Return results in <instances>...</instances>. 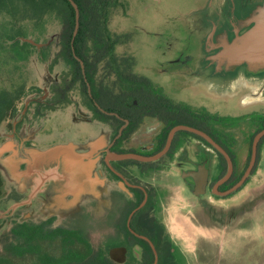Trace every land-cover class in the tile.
Returning <instances> with one entry per match:
<instances>
[{
  "label": "flooded vegetation",
  "instance_id": "1",
  "mask_svg": "<svg viewBox=\"0 0 264 264\" xmlns=\"http://www.w3.org/2000/svg\"><path fill=\"white\" fill-rule=\"evenodd\" d=\"M123 1L124 7L119 10L125 9L126 0ZM262 1L209 0L205 7L190 12L199 14L191 20L195 24L189 33L199 37L200 53L179 52L167 59L157 72L193 77L199 75L194 70L195 64L205 61L210 70L203 73L201 79L209 86L206 98L210 104H215L211 107L192 96L184 101L173 98L155 78L137 70V60L129 45L137 42L138 30L117 32L108 24L111 32L122 35L115 49L117 70H112L110 57L104 59L103 65L90 64L92 58L89 57L79 58L75 44L86 43L92 51V42H75V37L71 39L72 33L67 42L69 56L66 55L62 46L66 41L58 39L59 23L57 32L44 35L45 39L39 42L32 39L39 44L34 45L38 52L45 53V57L40 54L38 58L43 64L44 85L36 90L40 94L35 91L25 99L21 111L16 106L15 114L3 121L0 144L9 136L21 141L37 133L44 134L50 143L72 141L77 148L82 146L79 152L92 151L102 185L96 197L83 199L77 209L59 222H56L57 216L21 222L12 217V225L4 236L15 223H43L44 229L61 227L77 232L89 245L90 257L104 251L113 264H179L177 249L172 246L171 236L160 216L167 187L176 182L182 190L192 194L197 183H201L203 195L212 202L228 201L235 199L264 171V133L257 136L264 129V72L250 73L243 67L239 73H217L213 66L207 67L206 60L213 53V43H206L208 37H212L213 27L214 34L242 32L248 27L244 16ZM212 41L215 42V37ZM56 66L57 72L50 76L52 67ZM92 70H96L94 76ZM224 89L236 90L235 93L244 89L251 99L248 95L243 104L219 107L225 98L234 97V92L225 94ZM27 94L28 90L24 97ZM248 100L251 111L228 112L247 106ZM227 106L230 109L223 112ZM53 118L57 120L53 122ZM93 126L100 132L92 134L89 129ZM176 127L186 128L173 132L163 152L171 130ZM23 145L29 147L32 142L26 140ZM119 155L138 157L119 159ZM155 155L160 156L150 159ZM242 178L243 182L236 187ZM7 195L14 197L16 193L10 189ZM96 224L105 231L99 237L100 242L93 244L90 235ZM72 247L85 249L75 240ZM121 249L123 256L116 255V251L112 259L111 251Z\"/></svg>",
  "mask_w": 264,
  "mask_h": 264
},
{
  "label": "rangeland",
  "instance_id": "2",
  "mask_svg": "<svg viewBox=\"0 0 264 264\" xmlns=\"http://www.w3.org/2000/svg\"><path fill=\"white\" fill-rule=\"evenodd\" d=\"M207 2H209V0H126L125 9H114L111 12L108 23L112 31L120 32L119 30L121 29L133 31L135 29L136 31H139L138 34L136 33L135 35V40L137 42L133 44L130 43L129 45V48H132V53L136 57V67L138 71L143 72L149 77L155 78L173 98L184 101V99L192 96L197 102L208 104L211 107L215 106V104H210L209 100L206 98L209 92L208 84L205 81H197L194 79L202 77L203 73L209 72V69L207 70L203 68V63H200V61L195 64L196 68L194 69L199 73V75H197L199 77L174 76L173 73L169 72L162 74L157 73L161 67L165 65L167 59L175 57L179 52H190L192 54L195 52L198 54L200 53L199 37L197 38L194 33H189V29H192L195 24V22H192L191 20L198 18L199 14L190 12L205 7ZM212 2H215V0H212ZM58 8L59 10L65 9L61 3L58 4ZM26 12L27 4L24 3V0H0V13H8L12 15L18 14L20 16L24 15ZM7 17L9 16L7 15ZM20 25L21 21H17L16 28L20 29L19 33H22V35L18 36L22 38L27 32L25 31L27 30V27H22ZM35 29L42 30L43 34L39 37V41H41L45 39L44 35H50L57 32L58 22L54 18V15L51 17L47 16V20L44 17L43 24L37 26ZM29 38L33 39L32 37ZM241 70L242 68L239 67L235 69L234 73H239ZM56 72L57 66L52 67L50 76H53ZM24 73L27 76L26 87L28 94L17 103V110L19 111L22 110L25 99L27 97L29 98L31 94H34L36 90H41L44 85L45 75L43 64L36 55H33L27 61ZM243 90L238 91V93L234 92L236 90L230 91L234 92L232 94L234 97L230 99L225 98L223 105H220L219 107L223 108L226 104L231 105V103L243 104V99H246L249 95L248 91ZM230 92H227L224 89L225 94ZM37 93L40 94V92ZM250 103L251 101L248 100L247 104H245L247 106H240L238 109L231 111H228L230 107L227 106L228 108H225L223 112H226V110L228 112L251 111V108L249 107ZM53 113H49V115H53ZM51 120L54 122L57 118ZM89 130L94 135L100 132L98 131L99 129L94 126ZM142 139L143 141L146 140L144 138ZM262 166L264 167V162L262 163ZM262 173L264 172L262 171ZM160 182L161 184L164 183L162 176L160 177ZM262 184H264L263 174L256 176L255 180L251 181L233 200L238 201L239 199H242L243 195L247 194V191ZM167 189L168 190L162 197L160 216L167 226L168 233L171 236L172 246L177 249V261L179 264H200L198 261L199 256L197 255L198 249L195 244L196 242L199 243V239L201 238V235H203L201 233H204L205 231H202L197 225L194 226L190 220L191 215L197 218L200 217L202 206L200 199L195 200L191 198L181 189L180 184L176 182L170 187H167ZM215 202L217 204L222 203V201ZM6 208V204L4 205V208H0L1 213L4 212V210H8ZM1 213L0 215L4 216V213ZM2 216H0L1 240V235L12 225L11 221L13 217L5 215L1 218ZM15 220L18 222L20 221L19 218H15ZM97 226L99 225L96 224L91 230L90 236L92 237L91 241L93 244H98V242H100L98 241L99 237L105 231L103 226ZM248 228L251 233L255 231V225L252 222H249ZM237 241L238 246L235 248L234 264H245V262H242L243 259L246 261L252 259L251 256H248L250 259L245 256L248 254V250H245L247 244H249L248 239L244 236L237 238ZM2 246L3 242L0 241V251H3ZM213 248L214 253L218 250L225 252L224 248H219L217 246L215 240L213 242ZM243 253L245 255H242ZM257 253L260 256H256V263L253 264H257L259 261L260 264H264V253L259 251ZM238 258H240L239 261ZM225 261L227 260L224 259V263Z\"/></svg>",
  "mask_w": 264,
  "mask_h": 264
},
{
  "label": "trees",
  "instance_id": "3",
  "mask_svg": "<svg viewBox=\"0 0 264 264\" xmlns=\"http://www.w3.org/2000/svg\"><path fill=\"white\" fill-rule=\"evenodd\" d=\"M73 1L79 10V28L74 40L75 42H92V51H89L86 43H76L74 46L76 55L79 58H92L89 62L95 65L98 63L103 65L104 59L110 57L112 70H117L115 49L122 40V35L111 32L108 29V22L111 12L124 7V1ZM24 3L27 4V12L24 15L0 13V124L15 114L17 103L27 92V76L24 73L27 61L33 55L39 59L40 54L45 57L43 50L38 52L34 45L21 40L19 36L22 33H19L20 29L16 28L17 21H21L20 26L27 27L25 30L27 32L22 38L32 37L38 41L43 32L35 28L43 24L44 17L47 20V16L54 15L61 26L58 39L66 41V44L62 46L66 50V55L69 56L67 42L71 38L74 14L68 1L24 0ZM59 3L65 9L59 10ZM95 71H90L92 76ZM73 80H76L75 77ZM3 186V178L0 175V198L4 194ZM42 225L43 223L38 225H27V222L15 223L5 236L3 234L4 237L0 239L3 242L0 264H113L104 251L90 257L89 245L77 235V232L61 227L44 229ZM74 240L84 245L85 249L72 247Z\"/></svg>",
  "mask_w": 264,
  "mask_h": 264
},
{
  "label": "water",
  "instance_id": "4",
  "mask_svg": "<svg viewBox=\"0 0 264 264\" xmlns=\"http://www.w3.org/2000/svg\"><path fill=\"white\" fill-rule=\"evenodd\" d=\"M67 1L74 11V27L71 38L73 40L79 26V11L73 0ZM244 18L245 22L248 23V27L242 32L235 30L233 35H229L226 32L214 34L215 28L213 27L212 37L210 35L206 42L207 44L213 43V45H211L213 53L209 54L206 59L208 61L207 67L213 66L214 71L217 73L235 72V69L239 67H244L247 72L250 73L264 72V0L250 9ZM213 37H215V42L212 41ZM21 40L39 46V44L32 39L21 38ZM200 63H203V68L208 70L205 66V61H201ZM193 77L199 76L195 75ZM202 77L195 79L197 81H203L201 79ZM249 99H251L250 95ZM177 128L186 127H176L171 130L163 152L168 148L172 134ZM263 133L264 129L257 136ZM158 156L160 155H155L150 159H154ZM132 157L136 158L138 156H117L119 159ZM262 174L264 175V173ZM243 180L244 178L237 183L236 187L240 185ZM197 184L192 194L189 192L186 193L195 200L200 199V203L202 204L200 217L197 218L191 215L190 219L194 226L197 225L202 231L206 232H204L205 234L201 233L203 235H201L199 243L196 242L195 244L198 249L197 255L199 256V263L234 264L235 248L238 246L237 238L244 236L249 242L245 249L246 251L248 250V254L245 255L243 253L242 255L247 257L251 256L252 259L248 257V259H250L249 261L243 259L242 262H245V264L256 263V256H260L257 252L264 253V184L260 185L259 192H250L249 194L243 195L242 199L238 201L228 200L222 201L220 204L212 202L208 197L204 196L201 183ZM249 222L255 225V231L253 233H251L248 228ZM214 240L219 248H224L225 252L218 250L214 253ZM116 251L120 253L119 255L121 257L123 256L122 249L113 250L111 253ZM111 258L113 259V257ZM224 259L227 260L225 263ZM239 259L240 258H238V261ZM257 264H260V261Z\"/></svg>",
  "mask_w": 264,
  "mask_h": 264
},
{
  "label": "crops",
  "instance_id": "5",
  "mask_svg": "<svg viewBox=\"0 0 264 264\" xmlns=\"http://www.w3.org/2000/svg\"><path fill=\"white\" fill-rule=\"evenodd\" d=\"M3 124H0V131H3ZM45 137L37 133L19 141L9 136L0 144V175L4 180L0 208L6 204L8 209L0 211L4 216L20 221L57 216L56 222H59L77 209L83 199L96 197L101 192L102 180L95 171L92 151L82 149L83 152H79L82 146L77 148L72 141L50 143ZM26 140L32 145H23ZM87 141L91 143L92 140ZM260 187L247 193L259 192ZM10 189L15 191L14 197L7 195Z\"/></svg>",
  "mask_w": 264,
  "mask_h": 264
}]
</instances>
